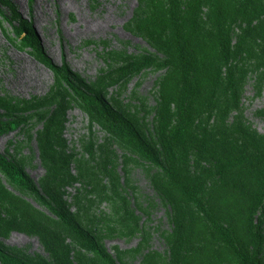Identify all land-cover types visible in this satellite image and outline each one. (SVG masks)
<instances>
[{"label":"rangeland","instance_id":"obj_1","mask_svg":"<svg viewBox=\"0 0 264 264\" xmlns=\"http://www.w3.org/2000/svg\"><path fill=\"white\" fill-rule=\"evenodd\" d=\"M180 1L182 16L193 20L200 52L211 57V72L218 74V83L211 78V90L203 83L200 98L195 101L190 120L192 134L200 138L217 130L229 133L237 114L250 131L264 134V0ZM166 6L167 0H0V103L6 106L0 105V119L20 120L15 129L0 134V152L17 161L40 188L45 171L38 135L59 100L53 95L60 94L65 108L61 133L68 152L78 158L84 155L97 168L103 183L116 185L132 216L113 214L119 203L116 197L99 196L81 189L79 183L65 186L63 199L72 211L81 208L83 224L118 264H146L147 259L149 264H165L172 257L170 251L178 232L175 212L168 201L172 189L157 166L118 141L84 110L37 58L34 49L23 42L16 27L28 22L37 47L53 63H64L71 74L96 86L109 105L163 154L159 86L171 64L153 43L148 25L153 13ZM220 16L223 36L231 45L226 66L234 75L238 108H233L220 84L226 71L225 65L217 61L220 45L215 19ZM144 57L153 58L154 63L121 74L122 65ZM70 167L74 173V166ZM0 182L35 210L52 217L31 194L10 186L1 172ZM254 221L264 237L260 212ZM195 232L197 229L184 249L189 253L198 249L200 256L193 261L202 264V257L206 259L211 247L206 249L204 236L201 233L198 237ZM0 244L24 257L56 264L35 234L15 229L0 231ZM79 253L90 257L73 243V264H78ZM261 253L264 257V240ZM221 264L236 262L225 258Z\"/></svg>","mask_w":264,"mask_h":264},{"label":"trees","instance_id":"obj_2","mask_svg":"<svg viewBox=\"0 0 264 264\" xmlns=\"http://www.w3.org/2000/svg\"><path fill=\"white\" fill-rule=\"evenodd\" d=\"M180 2L167 0L166 8L153 13L148 25L153 43L171 64V70L161 78L159 86V132L163 154L148 143L131 121L109 105L96 86L85 84L71 74L64 63H53L37 47V39L32 36L28 22L17 26L16 32L90 116L164 174L169 190L172 189L168 201L178 225L175 245L170 251L172 257L165 264H199L198 260L193 261L196 255L200 256L198 249L191 253L184 249L196 229L198 237L201 233L204 236L206 249L211 247L206 259L202 257V264H221L225 258L236 264H264L261 253L264 237L254 221L258 212L261 219L264 218V134L246 128L240 114L235 115L229 133L217 130L211 136L200 138L192 134L190 120L195 101L200 98L203 83L210 90L211 78L218 83V74L211 72V57L206 58L200 52L194 37L193 20L182 16ZM215 20L216 40L220 45L217 61L226 67L220 84L233 108H238L234 75L226 66L230 41L223 36L221 16ZM151 63L154 59L150 57L137 59L122 65L120 72L126 75ZM53 96L59 100L46 116L38 135L45 171L40 188L17 161L0 152V172L8 184L31 194L52 217L35 210L0 182V231L15 229L37 235L56 264H73L70 258L73 243L90 254L87 257L79 253L78 264H118L83 224L81 208L77 206L76 211H72L68 207L63 199L64 188L79 183L81 189L99 196L116 197L119 203L114 206L113 214L130 217L132 212L116 185L110 181L103 183L88 158L84 155L78 158L68 152L61 133L64 101L60 94ZM0 105L6 107L3 101ZM19 124V119H0V134ZM87 154L92 155L91 145ZM149 263L150 259H147L146 264ZM0 264L49 263L42 258L24 257L0 244Z\"/></svg>","mask_w":264,"mask_h":264},{"label":"bare ground","instance_id":"obj_3","mask_svg":"<svg viewBox=\"0 0 264 264\" xmlns=\"http://www.w3.org/2000/svg\"><path fill=\"white\" fill-rule=\"evenodd\" d=\"M29 81V80H28ZM30 82H31V80H30Z\"/></svg>","mask_w":264,"mask_h":264}]
</instances>
